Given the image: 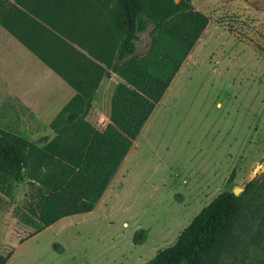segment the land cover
Here are the masks:
<instances>
[{"label":"rangeland","instance_id":"1","mask_svg":"<svg viewBox=\"0 0 264 264\" xmlns=\"http://www.w3.org/2000/svg\"><path fill=\"white\" fill-rule=\"evenodd\" d=\"M193 4L210 18L206 32L96 210L29 236L37 225L31 187L0 178V253L10 256L7 264H145L174 245L220 192L264 181V0ZM150 41L149 31L140 34L139 55ZM119 81L112 74L95 96L105 125ZM29 111L9 93L0 69V128L45 144L53 136L49 121ZM239 231L220 264H264V205L257 216L246 215Z\"/></svg>","mask_w":264,"mask_h":264},{"label":"trees","instance_id":"2","mask_svg":"<svg viewBox=\"0 0 264 264\" xmlns=\"http://www.w3.org/2000/svg\"><path fill=\"white\" fill-rule=\"evenodd\" d=\"M55 1L50 9L30 10L46 15L51 26L35 21L34 29V19H25L27 13L18 6L25 0H0V24L76 90L50 122L55 136L45 145L0 128V178L26 182L32 190L30 208L37 225L29 236L64 217L95 209L210 22L193 0ZM145 31L151 41L139 55L137 42ZM113 73L120 81L112 95L110 121L100 130L87 116L103 79ZM263 205L260 177L238 195L225 189L174 245L145 264H220L237 244L242 220L249 213L257 216ZM9 258L0 253V264Z\"/></svg>","mask_w":264,"mask_h":264},{"label":"crops","instance_id":"3","mask_svg":"<svg viewBox=\"0 0 264 264\" xmlns=\"http://www.w3.org/2000/svg\"><path fill=\"white\" fill-rule=\"evenodd\" d=\"M10 1L12 3H15V0H10ZM25 1H26L25 5L18 4V6L27 13L23 15L25 19L29 17L34 19V23L32 24V27L34 28V26H37V24L35 23V21H37L42 25L44 24L46 28L51 29V26L48 24V21H46V18L48 19L46 15L40 17L38 14L30 10L33 8L42 9L43 7L50 9L52 6H55L56 1L55 0H25ZM32 32L33 31H31V29L27 31V33H32ZM204 33L198 42H200V40L204 36ZM0 37H1L0 69H1V75L7 82V88L9 90V93L17 100L19 105H24L26 108L30 110L29 112L32 116V119L33 118L35 120H42L44 118L48 119L50 126V122L56 116L52 120H50V117H46L47 113L52 108V106H55L56 104H60V106H62L61 107L62 109L75 96L76 94L75 88L72 85H70L58 72H56L53 68H51L44 60H42L36 53H34L22 41V39H20L17 35L12 33L2 24H0ZM198 42L195 44L193 48L196 47ZM74 45L77 46L76 44ZM193 48L183 64H185L189 60V57L192 55ZM26 50L30 51L34 57L30 56L26 52ZM83 52L86 53L88 56H90L86 50H83ZM37 60H40L39 63L41 64H38ZM39 78L43 80L40 81ZM104 80L105 79H103L100 87L98 88L96 95L99 92ZM94 106H95V98L93 100V106L87 116V119L90 120L98 129L104 130L108 123L105 125L101 122L103 113H99L97 111L95 112ZM61 109H59L58 113L61 111ZM109 115H108V120L110 121ZM50 129L53 133L52 136L53 138L55 136V132L51 127ZM136 143H137V139L134 141L133 146L136 145ZM45 144H39V145H45ZM121 166L116 172L111 183L109 184L108 188L106 189L105 193L103 194L102 198L100 199L94 210H96V208L105 200L108 191L110 189H114L115 183L117 182V178L119 177V175H121V170H120ZM64 218L60 220H64Z\"/></svg>","mask_w":264,"mask_h":264},{"label":"water","instance_id":"4","mask_svg":"<svg viewBox=\"0 0 264 264\" xmlns=\"http://www.w3.org/2000/svg\"><path fill=\"white\" fill-rule=\"evenodd\" d=\"M244 190V188H236L235 190H234V192H235V194H240L242 191Z\"/></svg>","mask_w":264,"mask_h":264}]
</instances>
